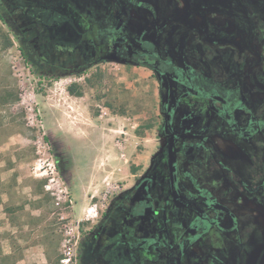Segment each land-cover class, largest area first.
Returning a JSON list of instances; mask_svg holds the SVG:
<instances>
[{
	"label": "flooded vegetation",
	"instance_id": "1",
	"mask_svg": "<svg viewBox=\"0 0 264 264\" xmlns=\"http://www.w3.org/2000/svg\"><path fill=\"white\" fill-rule=\"evenodd\" d=\"M47 1L0 0V15L25 59L50 66L48 52L58 46L39 30L58 23ZM113 1L112 11L88 13L89 34L102 38L92 62L159 76L166 193L154 197L142 179L104 214L90 235L93 264H264V55L254 62L205 49L206 40L244 46L264 37V0H184L182 11L162 19L152 2L137 7V19L147 14L151 23L133 20L125 0ZM212 7L234 14L229 36L206 34L203 11Z\"/></svg>",
	"mask_w": 264,
	"mask_h": 264
},
{
	"label": "rangeland",
	"instance_id": "2",
	"mask_svg": "<svg viewBox=\"0 0 264 264\" xmlns=\"http://www.w3.org/2000/svg\"><path fill=\"white\" fill-rule=\"evenodd\" d=\"M125 2L133 8L131 18L141 23L151 20L147 14L137 19L142 13L137 7L152 2L162 19L185 6L184 0ZM46 6L55 10L58 23L39 30L42 40L58 46L48 52L50 66L26 60L0 18V197L14 225L9 232L21 237L17 247L26 238L40 243L33 263L93 264L91 231L104 214L124 204L135 185L148 179L154 197L165 198L161 80L147 67L92 62L102 38L89 34L88 13L112 11L118 2L49 0ZM203 12L206 34H232L236 20L228 8ZM263 40L255 36L244 46L206 40V55L247 54L256 62L264 55ZM68 248L72 255L66 260ZM20 253L0 254V263L9 264Z\"/></svg>",
	"mask_w": 264,
	"mask_h": 264
},
{
	"label": "crops",
	"instance_id": "3",
	"mask_svg": "<svg viewBox=\"0 0 264 264\" xmlns=\"http://www.w3.org/2000/svg\"><path fill=\"white\" fill-rule=\"evenodd\" d=\"M0 195L2 196V194ZM5 201L3 197H0V254L13 256L16 250L20 249L21 253L19 257L15 258L9 264H36L33 263V261L40 253V243L37 241H26V238L25 244L22 247H17V241H19L21 237L20 235L14 234L13 231L9 232V229L14 225L11 223L9 215H7L4 209Z\"/></svg>",
	"mask_w": 264,
	"mask_h": 264
},
{
	"label": "trees",
	"instance_id": "4",
	"mask_svg": "<svg viewBox=\"0 0 264 264\" xmlns=\"http://www.w3.org/2000/svg\"><path fill=\"white\" fill-rule=\"evenodd\" d=\"M1 17H2V16L0 15V18H1ZM19 50H20V52L22 53V55L24 56V52H23V50H22L21 48H20ZM143 65H147V66L150 67L151 64H150V63H147V64H143ZM69 92H70V93H75L74 88L70 87V88H69ZM76 95H80V93H76ZM17 100H18V98L16 97L14 101H17Z\"/></svg>",
	"mask_w": 264,
	"mask_h": 264
},
{
	"label": "built area",
	"instance_id": "5",
	"mask_svg": "<svg viewBox=\"0 0 264 264\" xmlns=\"http://www.w3.org/2000/svg\"><path fill=\"white\" fill-rule=\"evenodd\" d=\"M66 255L69 256L66 260H69L70 259V256L72 255L69 248L67 249L66 251Z\"/></svg>",
	"mask_w": 264,
	"mask_h": 264
}]
</instances>
